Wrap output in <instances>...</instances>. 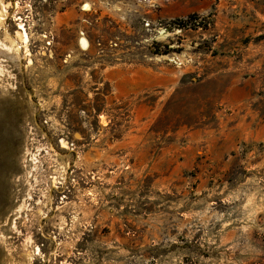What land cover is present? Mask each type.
<instances>
[{
  "label": "rangeland",
  "instance_id": "obj_1",
  "mask_svg": "<svg viewBox=\"0 0 264 264\" xmlns=\"http://www.w3.org/2000/svg\"><path fill=\"white\" fill-rule=\"evenodd\" d=\"M3 3L0 264H264V0Z\"/></svg>",
  "mask_w": 264,
  "mask_h": 264
},
{
  "label": "bare ground",
  "instance_id": "obj_2",
  "mask_svg": "<svg viewBox=\"0 0 264 264\" xmlns=\"http://www.w3.org/2000/svg\"><path fill=\"white\" fill-rule=\"evenodd\" d=\"M0 4H2V7L3 9L0 10V28L4 29L5 30V38L4 40H0V45L4 46L5 48L9 49L11 52H13L15 55L18 56L19 54V50H20V47L19 45L17 44L16 42V38H18V35L14 37H12L9 32L6 30V27H5V20H6V17H7V11H6V6L4 5L3 3V0H0ZM1 7V8H2ZM84 8L88 9L89 6L88 5H85ZM21 29L24 30V26H21ZM27 33L24 32V42L26 43L27 42Z\"/></svg>",
  "mask_w": 264,
  "mask_h": 264
},
{
  "label": "built area",
  "instance_id": "obj_3",
  "mask_svg": "<svg viewBox=\"0 0 264 264\" xmlns=\"http://www.w3.org/2000/svg\"><path fill=\"white\" fill-rule=\"evenodd\" d=\"M201 19L199 18L198 20L195 19V21L198 23ZM188 21V20H187ZM190 22V21H188ZM82 38L80 40V46L82 48V50L87 51L90 46H91V42L90 40L85 36L84 32H81ZM113 43V42H111ZM98 44L100 45V42H98Z\"/></svg>",
  "mask_w": 264,
  "mask_h": 264
}]
</instances>
